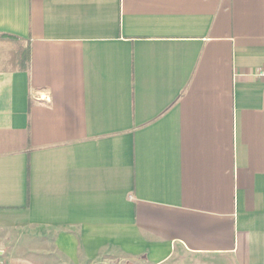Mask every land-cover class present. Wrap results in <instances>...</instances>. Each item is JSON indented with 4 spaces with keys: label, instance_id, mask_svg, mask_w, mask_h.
I'll use <instances>...</instances> for the list:
<instances>
[{
    "label": "crops",
    "instance_id": "crops-1",
    "mask_svg": "<svg viewBox=\"0 0 264 264\" xmlns=\"http://www.w3.org/2000/svg\"><path fill=\"white\" fill-rule=\"evenodd\" d=\"M262 70L264 0H0V264H264Z\"/></svg>",
    "mask_w": 264,
    "mask_h": 264
},
{
    "label": "trees",
    "instance_id": "trees-1",
    "mask_svg": "<svg viewBox=\"0 0 264 264\" xmlns=\"http://www.w3.org/2000/svg\"><path fill=\"white\" fill-rule=\"evenodd\" d=\"M1 36L14 41L18 54V68L19 70H27L30 65V43L10 34H2Z\"/></svg>",
    "mask_w": 264,
    "mask_h": 264
},
{
    "label": "rangeland",
    "instance_id": "rangeland-1",
    "mask_svg": "<svg viewBox=\"0 0 264 264\" xmlns=\"http://www.w3.org/2000/svg\"><path fill=\"white\" fill-rule=\"evenodd\" d=\"M16 245L19 246L20 248L22 247V246H20V243H17V242L16 243L12 242L11 244L8 245V240L7 241L5 240L6 249H9V248L13 249L14 247H16ZM15 251H17L16 248H15ZM53 264H63V263L61 262V260H59L58 258L55 257ZM199 264H208V263L207 262H203V263L200 262ZM216 264H220V263H216ZM226 264H229V263H226Z\"/></svg>",
    "mask_w": 264,
    "mask_h": 264
},
{
    "label": "built area",
    "instance_id": "built-area-1",
    "mask_svg": "<svg viewBox=\"0 0 264 264\" xmlns=\"http://www.w3.org/2000/svg\"><path fill=\"white\" fill-rule=\"evenodd\" d=\"M258 76L264 78V70L260 71L259 74H258Z\"/></svg>",
    "mask_w": 264,
    "mask_h": 264
}]
</instances>
